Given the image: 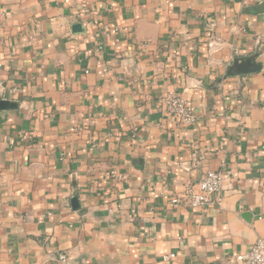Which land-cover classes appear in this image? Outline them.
<instances>
[{"label": "crops", "instance_id": "1", "mask_svg": "<svg viewBox=\"0 0 264 264\" xmlns=\"http://www.w3.org/2000/svg\"><path fill=\"white\" fill-rule=\"evenodd\" d=\"M262 2L0 0V99L17 103L0 111V264H227L264 236ZM249 55L259 71L225 75ZM208 170L219 207L169 205Z\"/></svg>", "mask_w": 264, "mask_h": 264}, {"label": "built area", "instance_id": "2", "mask_svg": "<svg viewBox=\"0 0 264 264\" xmlns=\"http://www.w3.org/2000/svg\"><path fill=\"white\" fill-rule=\"evenodd\" d=\"M160 102L171 114L179 117L183 124L191 125L195 122L193 109L181 94L168 93ZM110 175L113 179L125 178L117 169H111ZM223 180L220 171L208 170L198 181L186 183L181 192L169 198L168 203L172 207L188 206L201 210L219 207L224 199ZM58 258L61 262L66 260L63 254ZM227 264H264V236L258 237L247 251L230 256Z\"/></svg>", "mask_w": 264, "mask_h": 264}, {"label": "water", "instance_id": "3", "mask_svg": "<svg viewBox=\"0 0 264 264\" xmlns=\"http://www.w3.org/2000/svg\"><path fill=\"white\" fill-rule=\"evenodd\" d=\"M257 12H264V0L255 9ZM74 32H81L83 27L81 23H74L71 26ZM261 68L260 64L255 61V55H249L244 57H235L232 62L227 66L225 75H243L247 73H253L259 71ZM17 107V103L5 99H0V111L12 109ZM71 206L76 208L78 205L77 196H73L70 199Z\"/></svg>", "mask_w": 264, "mask_h": 264}]
</instances>
